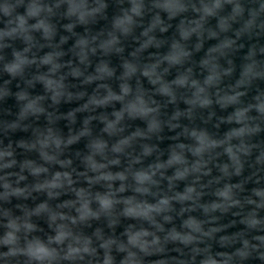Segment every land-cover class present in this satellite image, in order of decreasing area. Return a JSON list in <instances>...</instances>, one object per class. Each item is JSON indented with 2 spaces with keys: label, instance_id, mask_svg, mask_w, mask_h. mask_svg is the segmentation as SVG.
Masks as SVG:
<instances>
[{
  "label": "clouds",
  "instance_id": "obj_1",
  "mask_svg": "<svg viewBox=\"0 0 264 264\" xmlns=\"http://www.w3.org/2000/svg\"><path fill=\"white\" fill-rule=\"evenodd\" d=\"M0 264H264V0H0Z\"/></svg>",
  "mask_w": 264,
  "mask_h": 264
}]
</instances>
